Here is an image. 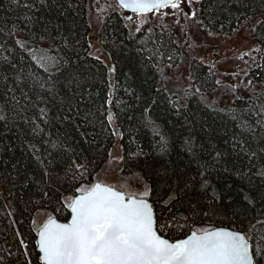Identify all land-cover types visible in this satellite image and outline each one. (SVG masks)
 <instances>
[{"label":"snow or ice","instance_id":"6c2138e0","mask_svg":"<svg viewBox=\"0 0 264 264\" xmlns=\"http://www.w3.org/2000/svg\"><path fill=\"white\" fill-rule=\"evenodd\" d=\"M13 3L24 14L17 16V23L12 27H7L5 21L4 30L0 31V37L4 38L0 49L8 52V56L0 59V104L4 106L0 109V122L8 132L16 127L24 133L25 139L21 142L26 145L25 151L31 153V158L37 161L41 169L39 180L33 174H26L25 180L39 185L46 178L52 179L51 165L53 159L60 155L59 152L49 150V145L54 149L59 148L58 144L51 142L53 135L58 138V131L53 132L57 122H73L80 115V103L85 95L91 96L92 86L87 83V72L90 70L79 63L82 57L78 47L85 46L81 44V39L85 40L87 49L94 47L92 39L104 20L97 15L95 21L89 20L81 38L70 39L69 35L61 31V26L49 27L44 22L46 17L37 13L55 10L59 16H64L67 11L79 7L74 0H13ZM202 4L203 0H116V5H109L108 9L100 7L98 3L96 6L101 13L109 9L113 12L125 9L138 15L139 24H136L133 16L123 17L132 22L136 33H140L144 26L151 23L149 13L155 15L161 32L152 40L154 49L149 59L166 58L172 61L173 56L164 51L165 33L172 29L163 22L164 19L170 17L175 26L173 35L179 39H173L169 35L167 42L177 49L180 48L181 41L187 43L186 38L199 31L213 36L214 33L200 19L199 10L195 7ZM184 20L191 23L180 27ZM262 22L264 21L253 20L245 14L237 17L239 27L233 31L239 35L249 31V35H252L256 31V25ZM68 31L71 32L70 29ZM147 31L154 33L153 28H148ZM21 32L26 39L20 38ZM9 40L13 42L12 48L7 47ZM140 43L144 44L145 41L141 40ZM188 47H193V44L188 43ZM255 51L259 49H250L243 56ZM16 52L20 55H15ZM87 54L93 56L92 52ZM73 56L76 57L75 60ZM243 56L240 58L243 59ZM25 58L27 63L24 62ZM93 58L101 60L100 55ZM253 63H256L254 57ZM256 67L259 69L262 66L256 64ZM108 72L115 73L116 66L113 64L108 67ZM241 72L245 79L238 84L229 85L235 96L233 103L244 100L243 96L236 95L237 89L242 88L251 93L248 97L251 103L245 119L250 121L255 116L254 125L264 131V94L257 95L258 85L248 78V70L241 69ZM232 75L235 78L239 74ZM220 83V80H216V84ZM112 87L114 85L109 81V88ZM193 87L195 91L192 95L195 96L200 88L194 84ZM259 87L264 88V83ZM156 91L159 92L160 89ZM140 99L141 97H137V100ZM106 103L112 101L108 100ZM144 103L147 105L144 112L147 113L157 101L146 99ZM5 109L14 116L10 117ZM179 112L180 109H177V114ZM15 117H19V120ZM87 117L88 114L83 118L87 120ZM232 119H238L235 113L232 114ZM107 120L109 124L114 123L111 112L107 115ZM20 125L24 127L20 128ZM254 125L238 123L237 126L241 129L239 137L233 135L224 141L231 152L215 146H210L209 150L203 143L199 145L197 152L194 133L190 132L184 143L190 156L187 163L196 165L194 174L178 173L175 170L169 173L165 169L163 176L158 173L157 178L151 182L140 177L135 189L128 185L117 188L95 179L89 168L94 160L83 158L81 162V156L74 154L65 161L67 171L64 192H70L71 195L61 193L62 199L57 198L59 206L52 209L53 213H63L66 210L70 219L61 223L53 215H48L45 221L38 223L32 218L29 232H34V236L17 227L23 225V220L13 219L9 225L13 238L9 241L5 234L4 244L7 247L0 249V264H20L21 260L23 264H264V188L258 186L254 190L249 187L247 192L240 188L244 211L233 213L236 217L244 216L239 228L204 223L206 220H214L221 211L220 195L215 192L209 176L211 171L218 170L217 165H226L230 155L249 161L245 165L248 172L240 170L241 178L247 179L249 185L257 177L264 183V150L258 152L251 144L252 137L257 135ZM144 126L152 131L153 137L159 138L155 144L158 154L166 155L169 142L164 133L154 121L149 120ZM112 135L123 138V133L116 128L112 129ZM17 139L21 137L18 135ZM7 150L13 151L11 147ZM200 153L206 154L203 160ZM137 154L148 155L142 152ZM107 155L117 164L124 160L123 156H114L111 151ZM257 156L261 161L259 167L256 164ZM223 170L230 169L223 167ZM23 186L27 187L28 184ZM231 188V185H227L226 190L231 191ZM209 189L213 193L210 198ZM39 191L42 198L50 201V188L49 191H44L43 188ZM201 193L203 200L197 198ZM209 199L211 202H206ZM233 203L235 202L229 199L224 207H231ZM257 205L261 206L260 211L249 217L247 213ZM161 208L168 213L167 218L158 215ZM8 215L12 216L13 213ZM20 215L23 216L24 212L21 211ZM172 228L180 229V238H165L162 233H165V229ZM167 235L170 236L171 233Z\"/></svg>","mask_w":264,"mask_h":264},{"label":"trees","instance_id":"16d2710c","mask_svg":"<svg viewBox=\"0 0 264 264\" xmlns=\"http://www.w3.org/2000/svg\"><path fill=\"white\" fill-rule=\"evenodd\" d=\"M74 2L79 7L67 11L64 16H59L55 10L42 11L37 15L46 17L44 22L49 27L61 26V31L65 35H69L70 39L81 38L89 20L95 21L97 15L102 16L104 23L98 28L92 39L94 47L87 49L84 39H81V44L85 46L78 47L82 57L79 63L86 70H90L87 72V83L92 86L90 88L91 96L85 95L83 102L80 103V115L73 122L62 124L57 122L53 132L58 131V138L53 135L51 142L58 144L59 148L54 149L49 145V150L59 152L60 155L53 159L52 179L47 180L46 178L45 182H41L39 185L25 180L26 174H33L39 180L41 169L37 161L31 158V153L25 151L26 145L21 142L25 139L24 133L16 127L8 132L0 122V249L7 247L4 244L5 234L9 241L13 238L12 230L9 227L13 219L23 220V225H17V227H20L21 231L26 234L34 236V232H29L31 219H36L42 212L50 211L52 215L62 220L69 218L66 210L63 213H53L52 209L59 206L57 198L62 199L61 193L71 195L70 192H64L67 171L65 161L74 154L81 156V162H83V158L94 160L89 168L95 179L106 173L109 168L113 160L107 155L109 151L113 152L115 156L124 157V160L118 164V170L123 177L132 176L137 179L143 177L151 182L157 178L158 173L163 176L165 169L169 173L175 170L178 173L187 172L192 175L196 165L187 163L190 156L184 143L190 132L194 133L193 139L197 152H199L201 143L209 150H211L210 146H215L218 149H227L228 152H231V148L225 145L224 141L233 135L239 137L241 129L237 126L238 123L254 125L256 119L255 116L250 121L245 119L251 103L248 100L251 93L242 88L237 89L236 95L243 96L244 100H236L233 103L235 96L229 87L230 84L222 82L217 71L213 70L205 60L189 56L187 46L185 44L183 46L182 42L179 49L167 42L169 35H172L173 39H179L173 35L175 26L172 24V20L166 24L172 31L165 33L164 51L167 55H172L173 60L149 59L154 49L152 40L161 32L159 24L151 22L144 26L140 33H136L133 30L132 22L123 19L126 15L133 16L134 19L136 15H130L122 9L116 12L109 9L101 13L96 6L98 3L100 7L108 9L109 5H116V0H74ZM198 10L200 19L204 21L207 28L214 35L225 38L237 35V32L233 31L234 28L239 27L237 17L246 14L253 20L264 21V0H203L202 6H198ZM23 14V10L17 9L13 0H0V31L4 30L5 21H7V27H12L14 23H17V16ZM186 22L187 20L182 21L180 27H185ZM136 24L139 23L136 22ZM20 27L22 28L23 25ZM148 28H153L154 33L150 34L147 31ZM244 33L259 49L254 52L253 56L256 63H253V57L246 58L248 61L250 59L247 68L248 78L253 79L254 83L258 85L257 95H261L264 94V88L259 87L261 83H264V22L256 25V31L252 35H249V31ZM19 35L21 39H26L23 32ZM188 37L191 38V35ZM3 40L4 38L0 37V43ZM141 40H144L145 43L141 44ZM7 47H13L12 40L8 41ZM88 52H92L93 56H89ZM14 54L20 55L19 52ZM98 54L101 56V60L93 58ZM5 56H8V52L0 49V59ZM75 59L76 57L73 56V60ZM24 62L27 63L26 58ZM182 62L183 64L189 63L191 75L189 83L184 88L181 86L180 89H177L178 84L174 83L173 72L174 67L180 66ZM113 64L116 66V72L110 74L108 67ZM256 64H260L262 67L257 69ZM242 79L245 77L243 76ZM216 80H220L222 83L216 84ZM109 81L114 87L109 88ZM193 84L200 88V92L195 96L192 95L195 91ZM156 89H160V91L157 92ZM137 97H141V99L137 100ZM146 99L157 101L147 113L144 112V108L147 106L144 103ZM108 100H111L112 103H106ZM3 108V104H0V109ZM177 109H180L179 114H177ZM4 111L10 117L14 116L13 113L7 112V109ZM109 112L112 113L114 121L112 124H109L107 120ZM233 113L238 117L237 120L232 119ZM86 114H88L87 120L83 118ZM15 119L19 120V117H15ZM149 120L155 122L169 142V151L166 155H159L155 149L156 141L159 138L153 137L152 131L144 126ZM9 123H12L11 119ZM23 127L20 125V128ZM255 127L257 135L252 137L251 144L256 151L260 152L264 150V131H261L259 126ZM113 128L123 133V138L113 136ZM18 135L21 139H17ZM246 135H251V133H246ZM8 147H11L13 151H8ZM37 147L40 145L37 144ZM117 148L118 150H116ZM141 152L148 155L137 154ZM205 156V153H200L201 160ZM228 160L229 162L223 167H227L230 169L229 171H224L223 167L217 165L218 170L211 171L209 176L215 192L220 195L221 211L214 220H206L204 223L205 225L215 223L216 226L237 229L241 226L240 221L244 219V216H233L236 211H244L240 188H244L247 192L249 187L254 190L258 186L264 188V183L257 177L249 185L247 179L241 178L240 170L243 169L247 173L248 169L245 165L249 161L237 158L235 155H230ZM256 164L258 167L261 166L259 156L256 157ZM25 183L28 184L27 187L23 186ZM227 185L232 186L231 191L226 190ZM40 188H43L44 191L51 189L49 192L50 201L41 197ZM212 194V190L209 189V198ZM197 198L203 200L204 196L201 193ZM229 199L235 203L231 207L225 208L224 205L228 203ZM206 202L211 201L209 199ZM260 208L261 206L257 205L247 215L249 217L256 215ZM21 211L24 212L23 216L20 215ZM8 213H13V215L9 216ZM158 215L167 218L168 213L161 208L158 210ZM167 233H171V235L169 236ZM162 234L170 239L181 236L179 228L165 229V233ZM20 264H23L22 260Z\"/></svg>","mask_w":264,"mask_h":264},{"label":"rangeland","instance_id":"374dc122","mask_svg":"<svg viewBox=\"0 0 264 264\" xmlns=\"http://www.w3.org/2000/svg\"><path fill=\"white\" fill-rule=\"evenodd\" d=\"M94 3L96 4V1ZM198 6L196 5L195 7L198 9ZM148 16L151 22L156 25L159 24L155 15L149 13ZM135 17L134 20L140 23L139 16L136 15ZM170 21L171 18L169 17L165 18L163 22L167 24ZM190 23V21H187L184 25ZM193 30L195 31V28ZM181 42L183 46H187L189 56L205 60L213 70L218 72L221 81L228 84H238L242 80L243 73L241 69L247 70L250 62V59L248 61L247 58L254 56V52H250L248 56H243V53L258 47L245 33L243 35L237 33L236 36L225 38L218 35L208 36L205 31H199L196 35H191V38L187 37V44L183 41ZM188 43H192L193 47H188ZM241 56H243V59L240 58ZM173 73L174 83L178 84L177 89H180L181 86L184 88L189 83L191 73L189 72L188 62L185 64L182 62L180 66L174 67ZM232 73H238L239 75L234 78ZM97 179L106 181L105 183L117 188L128 185L132 189H135L136 185L140 182L139 179L132 176H121L118 164L113 162V160L109 168H107L106 173L100 175ZM48 215H52L50 211L42 212V214L36 217L37 222L45 221Z\"/></svg>","mask_w":264,"mask_h":264},{"label":"water","instance_id":"95a60500","mask_svg":"<svg viewBox=\"0 0 264 264\" xmlns=\"http://www.w3.org/2000/svg\"><path fill=\"white\" fill-rule=\"evenodd\" d=\"M123 10H124L125 12H127V13L132 14V12H131L130 10H125V9H123ZM55 218H57L58 221L61 222V223H65V222H67V221H64V220H62V219H60V218H58V217H55ZM69 219H70V216H69ZM165 238H168V237L165 236Z\"/></svg>","mask_w":264,"mask_h":264}]
</instances>
